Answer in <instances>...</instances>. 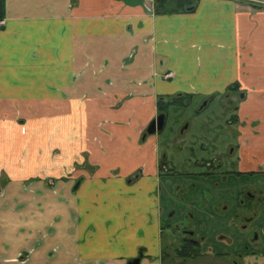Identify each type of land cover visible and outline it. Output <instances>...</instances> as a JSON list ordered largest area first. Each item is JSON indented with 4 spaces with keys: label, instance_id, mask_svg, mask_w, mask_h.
<instances>
[{
    "label": "crops",
    "instance_id": "crops-1",
    "mask_svg": "<svg viewBox=\"0 0 264 264\" xmlns=\"http://www.w3.org/2000/svg\"><path fill=\"white\" fill-rule=\"evenodd\" d=\"M0 3V264H159L160 100L237 97L264 173V0Z\"/></svg>",
    "mask_w": 264,
    "mask_h": 264
},
{
    "label": "flooded vegetation",
    "instance_id": "flooded-vegetation-1",
    "mask_svg": "<svg viewBox=\"0 0 264 264\" xmlns=\"http://www.w3.org/2000/svg\"><path fill=\"white\" fill-rule=\"evenodd\" d=\"M160 114L165 123L167 112ZM234 121L229 116L221 137L237 138ZM225 143L208 148L213 157L194 162L200 172H179L159 154L160 176L180 181L164 196L156 193L159 264H264V178H258L264 173L239 170L236 144ZM136 262L139 257L129 264Z\"/></svg>",
    "mask_w": 264,
    "mask_h": 264
},
{
    "label": "rangeland",
    "instance_id": "rangeland-1",
    "mask_svg": "<svg viewBox=\"0 0 264 264\" xmlns=\"http://www.w3.org/2000/svg\"><path fill=\"white\" fill-rule=\"evenodd\" d=\"M0 20L4 22L3 18ZM233 99L234 102H225L226 108L223 97L209 102L201 98L191 101L184 98L171 105L167 110L164 127L157 135L159 151L160 154L166 156L167 165L176 166V169L182 173L187 171L200 172L202 169L196 167L198 170H195L194 162L213 157V154H209L208 148L223 146L226 144L225 142H231L232 146H235V138H229L230 136L227 135L225 136L228 137L227 139L220 135L226 125L225 121L229 119V116H234L237 97H231V100ZM164 101L168 103L171 99ZM232 129L235 130L236 127L233 126ZM201 147L206 148V151H202ZM223 151L224 149L221 152ZM159 177L158 191L161 189L160 194L162 196L167 193L172 185L180 182L177 178L173 180L171 176H166V174ZM258 178L263 179L264 175H259ZM186 181L184 180V183ZM187 182L189 183V180ZM145 202L147 211L155 207L153 206L154 202H151L149 198H146Z\"/></svg>",
    "mask_w": 264,
    "mask_h": 264
},
{
    "label": "trees",
    "instance_id": "trees-1",
    "mask_svg": "<svg viewBox=\"0 0 264 264\" xmlns=\"http://www.w3.org/2000/svg\"><path fill=\"white\" fill-rule=\"evenodd\" d=\"M198 0H154V10L157 13H182L194 10ZM2 4L0 3V12ZM2 18L0 14V19ZM233 90V87L230 88ZM170 102L166 103L164 100H160L157 103L158 112H167L168 108L177 103V98H169Z\"/></svg>",
    "mask_w": 264,
    "mask_h": 264
},
{
    "label": "water",
    "instance_id": "water-1",
    "mask_svg": "<svg viewBox=\"0 0 264 264\" xmlns=\"http://www.w3.org/2000/svg\"><path fill=\"white\" fill-rule=\"evenodd\" d=\"M164 117H165L164 114H160L154 120H152L151 123L149 124L143 138H145L146 135H152L156 131L161 130L163 128V125H164ZM136 264H138V263L136 262Z\"/></svg>",
    "mask_w": 264,
    "mask_h": 264
},
{
    "label": "built area",
    "instance_id": "built-area-1",
    "mask_svg": "<svg viewBox=\"0 0 264 264\" xmlns=\"http://www.w3.org/2000/svg\"><path fill=\"white\" fill-rule=\"evenodd\" d=\"M4 22L2 20H0V26L3 24ZM173 73L172 72H169L167 74H165L163 77L164 79H171L173 77Z\"/></svg>",
    "mask_w": 264,
    "mask_h": 264
}]
</instances>
